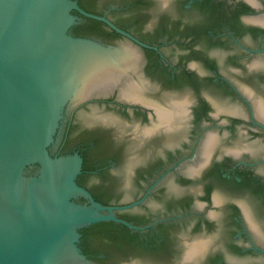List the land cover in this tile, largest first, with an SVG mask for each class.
Segmentation results:
<instances>
[{
    "label": "flooded vegetation",
    "instance_id": "flooded-vegetation-1",
    "mask_svg": "<svg viewBox=\"0 0 264 264\" xmlns=\"http://www.w3.org/2000/svg\"><path fill=\"white\" fill-rule=\"evenodd\" d=\"M91 11L109 19L111 11L150 14L147 16L152 19L145 20L141 29L152 33V39L110 20L152 46L136 45L149 56L154 70L164 73L168 81L182 82L191 89L183 97L168 91V97L162 99L146 91L131 67L116 90L122 92L126 81H134L139 97L131 99L121 93L104 99L119 104L123 114H136L138 121L126 133L109 122L87 127L95 139L118 153L121 148L115 141L120 139L135 140L138 148L151 147L129 170L110 159L92 162L87 154L92 150L90 145L65 152L69 126L58 148H50L52 155L77 152L81 156L77 182L89 191L80 183L81 177L100 176L105 194L115 192L117 181L122 190L126 179L144 183L128 201L104 200L106 205L139 200L156 182L141 203L115 212L147 228L120 229L118 223L106 221L103 233L97 234L108 244L115 242L119 250L130 241L124 239L129 236L166 258L175 257L174 264H236L244 258H251V264H264V229L243 201L231 200L218 184L246 187L264 204V116L255 105L260 101L264 106V0H128L125 5ZM171 45L178 47L177 59L164 51ZM137 61L136 68L140 69L143 64ZM176 103H181L182 113L175 115L171 126L157 125L156 108L175 111ZM151 198L167 201L169 206L152 208L148 204ZM95 224L79 229L78 246L91 264L109 263L110 259L89 252L90 229ZM190 246L197 249L187 258Z\"/></svg>",
    "mask_w": 264,
    "mask_h": 264
},
{
    "label": "water",
    "instance_id": "water-1",
    "mask_svg": "<svg viewBox=\"0 0 264 264\" xmlns=\"http://www.w3.org/2000/svg\"><path fill=\"white\" fill-rule=\"evenodd\" d=\"M78 1L97 11L128 3V0H0V264H91L78 246L79 229L106 221L132 230L147 228L148 225L137 226L115 212L141 203L156 182L139 200L126 205H106L77 182L81 156L77 152L52 155L50 148L52 151L58 148L69 126L65 152L90 145L92 150L87 154L92 162L110 159L121 169L129 170L151 151L150 146L138 148L135 140L126 138L115 141L121 148L119 153L110 151L87 130L89 126L109 122L126 133L136 125V114L130 117L123 114L119 104L104 101L121 93L131 99L139 97V86L134 81H126L122 92L116 90L127 69L132 67L146 91L162 99L168 97V91L183 97L191 90L182 82L168 81L164 73L154 70L149 56L137 47L152 46L111 21L123 23L133 33L152 39V33L141 29L145 20L152 19L147 16L150 14L111 11L110 20L84 10ZM83 17L103 22L135 45L110 34L106 27L84 26V37L73 35L71 27L83 21ZM137 19L139 22L134 23ZM164 51L177 59V46H167ZM138 59L143 64L140 69L135 65ZM180 104L176 103L175 111L156 108L157 125L171 126L175 115L182 113ZM255 105L264 116L262 102ZM79 181L98 197L120 202L138 194L144 184L126 179L122 190L117 181L115 192L105 194L100 176L81 177ZM218 184L231 195V200L243 201L264 229V204L258 197L243 186ZM148 204L152 208L157 205L158 210L169 206L167 201L156 198H151ZM99 229H90L93 236L89 252L110 260L97 264H174L175 257L166 258L133 242L129 236H124L130 241L119 250L115 242L108 244L97 234ZM195 249L196 246H190L186 257L195 254ZM252 262L251 258L236 260V264Z\"/></svg>",
    "mask_w": 264,
    "mask_h": 264
},
{
    "label": "trees",
    "instance_id": "trees-1",
    "mask_svg": "<svg viewBox=\"0 0 264 264\" xmlns=\"http://www.w3.org/2000/svg\"><path fill=\"white\" fill-rule=\"evenodd\" d=\"M78 4L83 8V9H85V10H87V11H89V12H92L91 11V9H88V8H86L85 6H83L79 1H78ZM92 13H94V12H92ZM95 14H99V13H95ZM84 18V20L82 21V22H80V23H78V24H75V25H73L72 27H71V31H72V33L75 35V36H84L85 35V33L83 32V30H82V28L84 27V26H91V27H96V28H107V29H109L103 22H101V21H97V20H94V19H91V18H87V17H83ZM109 32H110V34H112V35H115V36H120L118 33H116L115 31H113V30H111V29H109ZM86 167H88V166H85V168ZM90 191L92 192V194H93V196H94V198L96 199V200H100L102 203L104 202V199L103 198H100V197H98L96 194H94L93 193V191L90 189ZM104 204V203H103ZM108 223H110V224H112L113 222H108ZM107 224V222H99V223H97V224H95L93 227L94 228H100L97 232L98 233H103V230H104V225H106ZM116 226L118 227V228H120V229H127L124 225H122V224H116Z\"/></svg>",
    "mask_w": 264,
    "mask_h": 264
}]
</instances>
